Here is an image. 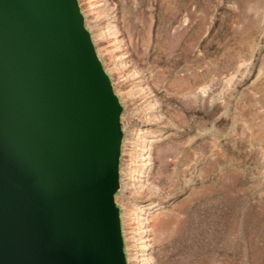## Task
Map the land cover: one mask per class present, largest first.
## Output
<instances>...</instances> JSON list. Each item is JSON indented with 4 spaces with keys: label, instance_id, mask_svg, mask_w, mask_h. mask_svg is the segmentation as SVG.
I'll return each mask as SVG.
<instances>
[{
    "label": "rangeland",
    "instance_id": "1",
    "mask_svg": "<svg viewBox=\"0 0 264 264\" xmlns=\"http://www.w3.org/2000/svg\"><path fill=\"white\" fill-rule=\"evenodd\" d=\"M79 4L123 106L128 264H264V0Z\"/></svg>",
    "mask_w": 264,
    "mask_h": 264
},
{
    "label": "water",
    "instance_id": "2",
    "mask_svg": "<svg viewBox=\"0 0 264 264\" xmlns=\"http://www.w3.org/2000/svg\"><path fill=\"white\" fill-rule=\"evenodd\" d=\"M122 111L79 0H0V264H128Z\"/></svg>",
    "mask_w": 264,
    "mask_h": 264
},
{
    "label": "bare ground",
    "instance_id": "3",
    "mask_svg": "<svg viewBox=\"0 0 264 264\" xmlns=\"http://www.w3.org/2000/svg\"><path fill=\"white\" fill-rule=\"evenodd\" d=\"M148 154V153H147ZM148 157L150 156L149 154L147 155ZM147 160H149V159H147ZM151 165V164H150ZM134 175V174H133ZM137 177V176H136ZM139 177V176H138ZM135 183V184H134ZM131 184L132 185H136V184H138V182L136 181V182H131ZM126 185H128V183H126ZM143 208V207H142ZM135 216L137 217V220L139 221V222H142V220H143V222L142 223H144V225H145V227H149L148 228V231H149V233H152L153 232V234H156L157 233V231H158V223H160L161 222V218L160 217H158L157 215L153 218V223L151 222V220L149 221V216H146V217H144L143 219H141V217H140V213L139 212H136L135 213ZM147 220V221H146ZM148 223V224H147ZM152 223V224H151ZM148 225V226H147ZM154 226H156V228L154 227ZM139 238L140 239H142V236H139Z\"/></svg>",
    "mask_w": 264,
    "mask_h": 264
}]
</instances>
